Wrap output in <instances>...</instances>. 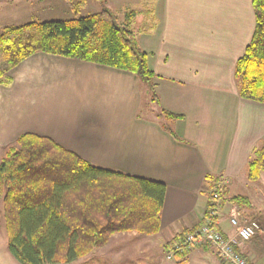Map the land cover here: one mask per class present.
Returning a JSON list of instances; mask_svg holds the SVG:
<instances>
[{"label": "crops", "instance_id": "0c3cea01", "mask_svg": "<svg viewBox=\"0 0 264 264\" xmlns=\"http://www.w3.org/2000/svg\"><path fill=\"white\" fill-rule=\"evenodd\" d=\"M14 2L28 6L44 0H0L4 5ZM115 3L114 7L123 9L134 5L135 17L143 12L152 16L143 20L147 32L135 39L155 75L157 98L149 111L172 121L178 131L191 121L196 141L225 139L219 151L222 162L216 159V148H200L158 119L143 116L145 87L133 73L46 53L22 61L8 73L11 84H0V152L3 155L19 135L32 133L51 139L96 167L163 183L166 192L159 231L146 236L161 235L162 240L146 242L143 252L150 254L149 261L157 254H153V263L145 264H174L176 259L169 254L173 238L196 230L203 217L205 198L200 191L204 177H219L226 184L227 199L238 195L244 187L239 175L252 148L264 140V104L239 97L234 79L235 63L254 30L252 0ZM1 19L0 29L28 23H18L16 15ZM162 112L181 117L171 119ZM199 124L210 132V138L204 137L205 131L199 135ZM246 197L248 203L242 206L227 200L221 205L216 228L234 237L231 218L241 224L257 221L260 229L238 249L250 264H264V196ZM210 252L216 256L208 247L190 250L187 256L209 259Z\"/></svg>", "mask_w": 264, "mask_h": 264}, {"label": "trees", "instance_id": "16d2710c", "mask_svg": "<svg viewBox=\"0 0 264 264\" xmlns=\"http://www.w3.org/2000/svg\"><path fill=\"white\" fill-rule=\"evenodd\" d=\"M84 1L68 0L75 15L71 20L31 21L4 28L0 32V84H11L8 73L22 61L46 53L131 72L148 88L151 101H156L155 75L130 27L120 26L106 8L78 16ZM252 8L253 34L235 63L234 79L239 97L264 104V0H252ZM245 173L250 182L264 178V140L252 148ZM165 192L163 183L96 167L32 133L19 135L0 159V212L8 251L19 264H69L107 244L113 234L154 235L159 231ZM200 194L205 196V211L199 226L212 209V226L217 229L216 213L226 200L237 206L248 203L242 195L227 199L226 184L212 175L204 177ZM187 233L173 238L169 252ZM189 251L174 252V264H186Z\"/></svg>", "mask_w": 264, "mask_h": 264}, {"label": "rangeland", "instance_id": "374dc122", "mask_svg": "<svg viewBox=\"0 0 264 264\" xmlns=\"http://www.w3.org/2000/svg\"><path fill=\"white\" fill-rule=\"evenodd\" d=\"M77 0H71L72 3H76ZM70 2V1H69ZM116 5L115 0H105L103 4L96 2L95 0H85L83 7L79 10L78 16H86L94 13L100 12L101 9L106 8L118 19V24L128 25L133 32L134 41L138 34H142L143 32H147V25L145 18L148 20L152 18L150 13L143 12L139 13L140 17H135V6L133 5L132 9H123V6L114 7ZM26 7V8H25ZM27 9V11H24ZM134 10V15L129 17V13ZM145 10V9H143ZM13 15L18 16V23L24 22L25 20L28 22H47V21H65L71 20L74 18V13L71 11L69 7L68 0L67 2L64 0H44L42 4L38 2H31L28 6H24L19 2H14L13 4L4 5L0 3V23L3 22L1 18L9 19L13 17ZM143 21V22H142ZM4 29V28H3ZM0 29V32L3 30ZM136 45L138 47L139 43L137 41ZM147 87H145L143 91V101H142V109L141 114L148 118L158 119L161 124L168 128L169 130L176 132V135L183 140H187L193 142L200 148H203L207 151H212L216 148V159L219 162H222V148L225 145V139H198L196 141V128L191 121L185 122L182 124V130L178 131L177 127L174 126L173 122L165 119L164 117H159L153 112L149 111V108L152 107L153 101L150 100V92ZM152 103V104H151ZM154 106V105H153ZM184 128V130H183ZM198 128L202 130L199 135H201L206 128L202 127V124L198 125ZM184 131V133H183ZM186 131V132H185ZM205 138H210V132L205 131ZM220 151V152H219ZM219 153V157H217ZM2 157V152H0V159ZM239 179L241 184L244 186L243 188L238 189L237 194L246 196L248 194H262L264 196V178H260L255 182H250L246 178L245 168L242 170L239 175ZM201 198L205 197L201 194ZM200 205L202 206V200H200ZM0 210H1V202H0ZM139 239V240H138ZM154 239L155 241H161L162 236H149L146 238L144 235H140L136 232H123L118 233L114 236H111L107 244L104 246L94 250L86 257L76 260L69 264H145V263H153L155 261L154 255L157 254L154 252L151 255L150 261L148 260L150 255L148 252H143V245ZM8 241L7 235L5 232V225L2 214L0 212V264H19L13 256L8 251ZM209 248V247H208ZM186 264H197V263H223L221 262L217 256H214L212 252H210L209 259H197L193 258L191 254L187 256ZM211 257V258H210ZM157 260V259H156ZM135 261L137 263H135Z\"/></svg>", "mask_w": 264, "mask_h": 264}, {"label": "built area", "instance_id": "2783aa9c", "mask_svg": "<svg viewBox=\"0 0 264 264\" xmlns=\"http://www.w3.org/2000/svg\"><path fill=\"white\" fill-rule=\"evenodd\" d=\"M204 215V222L194 231L188 232L181 243L174 245V254L185 248L193 250L195 248L209 247L224 264H249L238 249L239 244L250 241L259 230L256 221L241 224L238 218H231L230 224L235 230L234 237H227L221 231L212 226V218L215 216L214 210H209ZM169 258V256L167 257Z\"/></svg>", "mask_w": 264, "mask_h": 264}]
</instances>
